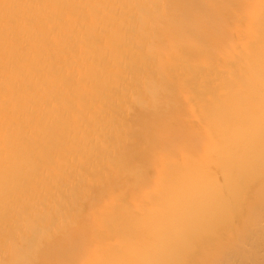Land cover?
<instances>
[{"label":"bare ground","instance_id":"6f19581e","mask_svg":"<svg viewBox=\"0 0 264 264\" xmlns=\"http://www.w3.org/2000/svg\"><path fill=\"white\" fill-rule=\"evenodd\" d=\"M0 264H264V0H0Z\"/></svg>","mask_w":264,"mask_h":264}]
</instances>
